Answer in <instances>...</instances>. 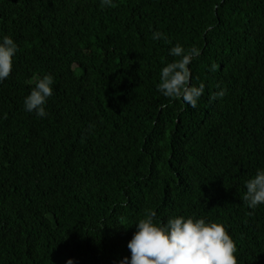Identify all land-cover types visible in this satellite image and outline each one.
Wrapping results in <instances>:
<instances>
[{
  "label": "trees",
  "instance_id": "16d2710c",
  "mask_svg": "<svg viewBox=\"0 0 264 264\" xmlns=\"http://www.w3.org/2000/svg\"><path fill=\"white\" fill-rule=\"evenodd\" d=\"M4 35L0 264H119L152 211L222 222L239 264H264V204L242 199L264 168V0H0ZM176 43L201 49L195 108L157 90ZM47 74L39 118L24 98Z\"/></svg>",
  "mask_w": 264,
  "mask_h": 264
},
{
  "label": "clouds",
  "instance_id": "9594fccd",
  "mask_svg": "<svg viewBox=\"0 0 264 264\" xmlns=\"http://www.w3.org/2000/svg\"><path fill=\"white\" fill-rule=\"evenodd\" d=\"M100 6L114 7L115 0H100ZM152 39L171 43L167 34L159 30L152 33ZM19 50V44L11 35L0 38V83L12 74L14 58ZM169 55L178 59L162 68L158 92L171 100H183L193 108L197 107L205 85L202 82L198 85L193 83L190 65L201 55V49H186L176 43L170 48ZM209 70L216 71V65H210ZM54 84L55 79L51 74L38 76L31 92L24 98L25 111L46 118ZM225 95L226 89H220L211 99L216 100ZM94 128L95 124H90L88 131ZM245 187L242 199L248 208L255 210L264 204V168L257 169L255 175L245 182ZM135 226L136 231L128 244L131 256L124 257L119 264H239L236 242L227 225L222 222L210 221L195 214L158 221L157 213L152 211ZM68 264H74L73 260L70 259Z\"/></svg>",
  "mask_w": 264,
  "mask_h": 264
}]
</instances>
